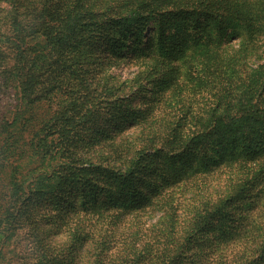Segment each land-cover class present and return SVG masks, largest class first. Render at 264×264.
<instances>
[{
	"label": "rangeland",
	"instance_id": "1",
	"mask_svg": "<svg viewBox=\"0 0 264 264\" xmlns=\"http://www.w3.org/2000/svg\"><path fill=\"white\" fill-rule=\"evenodd\" d=\"M88 1H99L105 5L101 10L109 9L108 14H117L126 0ZM137 1L147 4L165 0ZM172 1L176 7L158 10L148 24L141 26L147 27L145 33L128 34L121 42L123 48H113L111 64H107L108 56L102 50L106 42L101 40L100 48L92 51L93 59L85 65L88 71L96 69L86 86L91 90L94 86L101 89L90 120L96 121L97 127L83 131L85 150L103 149V164L120 166L135 157L134 147H142L139 157H143V170H137L134 179L127 182L118 175L121 169L117 167L112 171H93L89 177L102 180L95 182L86 194L87 214L76 216L68 225L50 226L48 237L42 240H37L27 229H18L7 241L5 235L9 233H5L1 239L5 242L0 245V264H121L123 259L134 264L139 255L146 253L144 249L149 242L165 239L162 224L167 219L162 221L164 212L160 209H165L162 205L167 203L173 209L179 232L199 214L194 223L196 228L201 227V232L193 237L188 255L201 257L222 243L226 247L222 252L210 254L211 259L214 255L229 260L244 250L240 264L247 257L250 260L247 264H264V250H259L263 253L259 256L251 248L252 241L255 245L264 241V192L258 197L252 189L241 188L245 182L257 181L258 185L264 179V132L257 130L249 146L255 155L248 165L243 160L230 161L234 145L242 148L240 139H192L196 131L213 126V113L232 108L237 90L251 82L249 73L260 63L250 54L242 64L234 63V59H244L249 49L256 52L263 47V33H247V28L242 26V19L248 15L237 6L242 0H230L232 4L227 8L230 19L223 21V31L210 19L200 34L190 25L187 13L177 12V5L194 0ZM228 1L215 0L213 6L220 9ZM258 1L262 4L261 13L264 0ZM262 17L257 16V22ZM162 21L169 22L165 31L180 33L165 49L157 47ZM202 21H206V16ZM138 48L149 52L148 55L133 58ZM100 66L105 75L102 70L97 73ZM108 90L122 99L107 102L111 94ZM221 90L223 102L216 105L214 93L220 94ZM12 96L8 95L1 103L0 114L7 107L5 103L13 102ZM154 126L168 128L172 136L176 135L165 149L161 148V140H150ZM209 146L212 148L207 151ZM244 155L239 152L236 157ZM87 181L85 178L82 183ZM100 183L107 187L105 191L97 188ZM162 186L165 190L158 202L155 196ZM232 186L240 188L236 200L227 194ZM82 189L85 187L78 186L77 192H68L66 198L73 200ZM96 191L105 193L101 209L95 207ZM207 202L217 203L206 207ZM221 202L233 210L229 216H215L216 220L210 224L205 215L208 209L217 205L220 208ZM5 230L0 227V232Z\"/></svg>",
	"mask_w": 264,
	"mask_h": 264
},
{
	"label": "trees",
	"instance_id": "2",
	"mask_svg": "<svg viewBox=\"0 0 264 264\" xmlns=\"http://www.w3.org/2000/svg\"><path fill=\"white\" fill-rule=\"evenodd\" d=\"M242 1L238 8L243 9L244 14L248 12L241 21L242 26L247 28V33H263L264 38V10L259 13L262 4L258 0ZM207 2L194 0L189 4L180 3L177 12L187 13L191 19L190 25L199 34L207 28L210 19L223 31V21L230 19L227 18V8H230L231 1L221 5L220 9L213 6L215 0ZM104 6L99 1L90 3L88 0H0V106L8 95H13V102L10 105L5 103L7 107L0 114V227L6 228L0 232V245L18 229H27L37 240H42L44 236L48 237L50 226L68 225L75 221L76 216L87 214L84 212L89 209L86 207V194L94 188L95 182L102 180L89 177L93 171L119 168L118 175L127 182L134 179L137 170L144 168L143 157H139L144 150L142 147H134L135 157L120 166L104 165L103 149L85 150L83 131L84 128L97 127L96 121L90 120L101 93L98 86L92 90L86 86L90 76H95L96 69L88 71L85 65L93 59L92 51L100 48L101 40L106 42L102 50L108 56L107 64H111L114 59L110 52L116 46L123 48L121 42L124 37L145 33L147 27L141 26L148 24L155 12L176 5L172 0L150 1L147 4L126 0L117 14H108L109 9L101 10ZM203 16H206L205 22L202 21ZM257 16L263 17L257 22ZM168 23L160 22L162 34L157 43L159 49L169 47L176 41L173 38L180 34L165 31ZM143 50L138 48L133 58L148 55L149 52ZM249 54L254 55V59L260 63L249 73L251 82L237 90L232 108L226 107L219 114L213 113L211 128L200 129L192 137L240 139L242 148L234 145L230 156L233 159L230 161L243 160L245 165L255 155L249 146L257 130L264 132V46L256 49V52L249 49L244 59L236 57L234 63L242 64ZM98 70L97 73L101 72L102 67ZM102 73L105 75L104 70ZM108 91L111 94L107 102L122 99L115 97L112 90ZM221 94L222 90L220 94L214 93L216 105L223 102ZM151 134V142L161 140V148L164 149L176 136H172L168 128L158 126L152 128ZM210 148L207 147V151ZM239 152L245 155L236 157ZM85 178L88 181L82 183ZM263 182L264 179L257 185V181H248L241 184V188L245 191L252 189L260 197L264 192ZM78 186L85 187L81 194H76L73 200L66 198L68 192H77ZM104 186L100 183L97 188L105 191L107 187ZM163 190L165 186L156 194V201H161ZM239 191L240 188L232 186L227 194L236 200ZM104 194L101 191L96 193V208L101 209L105 204L102 202ZM216 203L207 202L206 207ZM220 204V208L217 205L208 209L205 217L210 224L216 220L215 216H229L233 210L228 209L225 202ZM162 206H165V209H160L164 212L162 221L167 219L162 222L165 239L157 243L149 242L144 249L146 253L139 255L134 264H240L244 259L245 256L242 259L240 256L244 250L229 260L214 255L211 259L210 254L222 252L226 247L221 246L222 243L201 257L188 255L194 243L193 237L201 232V227L196 228L197 223H194L199 214L179 232L173 209L168 203ZM229 226L238 228V225ZM4 235L6 240L2 242ZM252 242V250L263 256L259 250H264V241L257 245L255 241ZM125 262L126 259H123L121 264H129ZM248 262L249 257L243 264Z\"/></svg>",
	"mask_w": 264,
	"mask_h": 264
}]
</instances>
